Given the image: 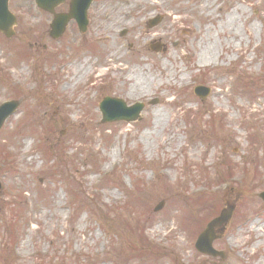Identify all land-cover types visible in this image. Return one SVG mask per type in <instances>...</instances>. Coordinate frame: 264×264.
I'll return each mask as SVG.
<instances>
[{
	"label": "rangeland",
	"instance_id": "1",
	"mask_svg": "<svg viewBox=\"0 0 264 264\" xmlns=\"http://www.w3.org/2000/svg\"><path fill=\"white\" fill-rule=\"evenodd\" d=\"M10 8L0 264H264V0H99L81 49L51 40L32 0ZM133 75L150 86L136 94ZM104 96L144 103L141 118L101 123ZM227 203L226 257L203 256L196 237Z\"/></svg>",
	"mask_w": 264,
	"mask_h": 264
},
{
	"label": "water",
	"instance_id": "2",
	"mask_svg": "<svg viewBox=\"0 0 264 264\" xmlns=\"http://www.w3.org/2000/svg\"><path fill=\"white\" fill-rule=\"evenodd\" d=\"M40 6L43 8H48L49 0H36ZM66 17L62 18L65 20ZM62 19H56L53 23V27L61 26ZM5 20V16L0 14V22ZM0 31L6 32L4 24H0ZM6 34L9 36L10 33ZM52 35H55L53 31H51ZM196 92H198L196 90ZM199 94V93H198ZM16 102H6L0 106V127L2 126L4 120L14 112L17 107ZM100 111L102 114V122L116 121V120H126L132 121L137 118V114L141 109V105H134L132 107L126 108L124 103L118 99H104L102 103L99 105ZM259 197L264 202V192L259 194ZM162 206V203L155 209L158 210ZM233 212V206L227 204V206L222 209L219 215L212 219L206 226L205 230L198 236L195 247L196 249L206 255L217 256L223 258V253L216 251L212 247V242L216 238L214 233V228H222L224 224L228 222Z\"/></svg>",
	"mask_w": 264,
	"mask_h": 264
},
{
	"label": "flooded vegetation",
	"instance_id": "3",
	"mask_svg": "<svg viewBox=\"0 0 264 264\" xmlns=\"http://www.w3.org/2000/svg\"><path fill=\"white\" fill-rule=\"evenodd\" d=\"M97 1H99V0H94L86 8V10H83V5H84L85 0H64L63 2L56 4L54 9H53V13L55 15H63V14L70 13V12L72 13V15L70 16V19H69V21L66 25V28H65L63 34L61 35V37L57 40H54V41L60 42L68 34L69 39H70L69 43L71 45L74 44L75 49L84 48L86 46V41L88 39V36H90L91 30L93 28L96 29V24L92 26V23H93V21L98 20L97 17L99 15L100 8H96V10H98V13H96V11H95L94 15H92V10H93V6L96 4ZM39 11L43 12L41 9H39ZM84 12H85L86 24H85V28H84L85 30H84V32H82L79 28L77 20H78L79 16H84ZM43 13L49 15L52 19V17H53L52 15H50L46 12H43ZM14 14L16 15V18L18 21L19 14L18 15L16 13H14ZM143 24L145 26L146 22L144 21ZM43 47L45 48V46H43Z\"/></svg>",
	"mask_w": 264,
	"mask_h": 264
},
{
	"label": "bare ground",
	"instance_id": "4",
	"mask_svg": "<svg viewBox=\"0 0 264 264\" xmlns=\"http://www.w3.org/2000/svg\"><path fill=\"white\" fill-rule=\"evenodd\" d=\"M209 54H210V53H208V56L200 54V55H199V59H200L201 61H205V59L207 60V58L210 57ZM132 78L135 80V83H131V85H130V89H133V92H136V94H137L140 90H142L143 88H144V89H145V88H148V87L150 86V84H151V82L149 81V77H147V76H145V75H139V76H136V77H135V75H133ZM128 80H129V79H128ZM129 81H130V80H129ZM131 93H132V92H131ZM134 94H135V93H134ZM138 94H140V93H138Z\"/></svg>",
	"mask_w": 264,
	"mask_h": 264
}]
</instances>
